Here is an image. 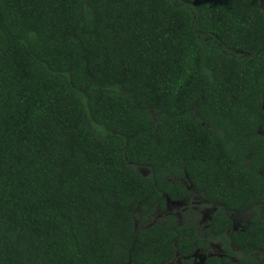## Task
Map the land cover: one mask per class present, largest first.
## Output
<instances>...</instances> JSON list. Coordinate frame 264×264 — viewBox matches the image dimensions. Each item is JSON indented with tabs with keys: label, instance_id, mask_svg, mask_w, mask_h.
<instances>
[{
	"label": "trees",
	"instance_id": "obj_1",
	"mask_svg": "<svg viewBox=\"0 0 264 264\" xmlns=\"http://www.w3.org/2000/svg\"><path fill=\"white\" fill-rule=\"evenodd\" d=\"M262 2L0 0V264H264Z\"/></svg>",
	"mask_w": 264,
	"mask_h": 264
},
{
	"label": "rangeland",
	"instance_id": "obj_2",
	"mask_svg": "<svg viewBox=\"0 0 264 264\" xmlns=\"http://www.w3.org/2000/svg\"><path fill=\"white\" fill-rule=\"evenodd\" d=\"M261 9L264 11V2L261 3ZM213 209L206 205V202L199 196H194L193 200L188 203H169L167 208V215L173 217L178 223H189L197 226L199 229L205 227L210 219ZM245 223L244 217H235L233 223V230L237 231ZM212 253L216 255H223L220 245L214 244ZM206 255V254H205ZM201 254H197V261L201 260Z\"/></svg>",
	"mask_w": 264,
	"mask_h": 264
},
{
	"label": "flooded vegetation",
	"instance_id": "obj_3",
	"mask_svg": "<svg viewBox=\"0 0 264 264\" xmlns=\"http://www.w3.org/2000/svg\"><path fill=\"white\" fill-rule=\"evenodd\" d=\"M213 245H214V243H212L210 245V248L207 251H205V252H200V251L195 252V254L193 255V258L195 259L194 260V264H204V261L206 260V258L207 257H211V256L223 257L224 255H216V254L212 253ZM197 254H201V256H202L201 260L199 262H196L197 261ZM222 254H223V252H222ZM178 262L180 263V260H178Z\"/></svg>",
	"mask_w": 264,
	"mask_h": 264
}]
</instances>
